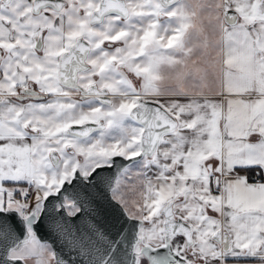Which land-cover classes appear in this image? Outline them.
<instances>
[{
	"label": "snow or ice",
	"instance_id": "1",
	"mask_svg": "<svg viewBox=\"0 0 264 264\" xmlns=\"http://www.w3.org/2000/svg\"><path fill=\"white\" fill-rule=\"evenodd\" d=\"M0 264H264V0H0Z\"/></svg>",
	"mask_w": 264,
	"mask_h": 264
}]
</instances>
